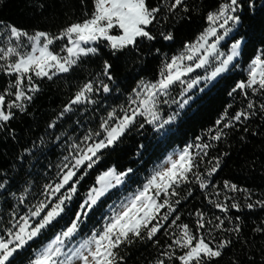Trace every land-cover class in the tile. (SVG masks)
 Listing matches in <instances>:
<instances>
[{
  "label": "snow or ice",
  "instance_id": "obj_1",
  "mask_svg": "<svg viewBox=\"0 0 264 264\" xmlns=\"http://www.w3.org/2000/svg\"><path fill=\"white\" fill-rule=\"evenodd\" d=\"M249 6L252 7L251 4ZM240 7L239 0H223L215 12H209L206 17L209 26L195 42L185 44L181 53L162 63L159 76L154 82L141 80L128 96L127 107H121L119 112L115 108L108 111L98 128L89 129L79 142L74 141L69 145L65 162L58 166V179L43 187V199L30 205L23 215L19 214V209H13L9 213L7 224L0 218V264H15L18 255L32 243L38 242L39 237L65 216H71L67 226L48 243L33 249L27 264H124V257L119 255L122 247L145 240L159 244L156 238L161 231L169 236L170 243L152 264H166L167 261H177L178 264H211L212 260L222 256L224 249L230 247L233 240L226 237L216 239L213 233L239 234L241 229L238 224L229 229L225 226L227 217L216 216L205 220V214L199 211L195 213L194 229L188 224H178L179 215L170 219L178 211L176 206L181 203L178 198L172 199L180 196L177 189L191 182L205 190L209 187L207 177H211L219 169L220 158L216 157L207 161L210 167L203 173L198 170L200 163L208 155V149L212 147L210 143L188 144L182 150L170 154L156 167L141 189L129 194L119 203L109 205L110 215L102 217V226L93 229L90 235L80 239L75 246L70 245L79 235L81 225L94 210V206L109 190L123 184L125 177L133 169L121 172H117L115 168L108 169L97 176L96 186L88 190L86 198L78 207L73 208L71 202L78 192L77 186L81 180L99 161L100 153L115 146L136 124L137 117H143L144 122L153 125L156 131L164 130L192 100V96L188 95L190 90L201 81L207 86V83L230 70L235 58L241 55V41L235 40L227 53L220 51L218 46L240 23V16L236 15ZM180 11H190L186 0H157L154 6L149 5L148 0H92L90 13L85 12L83 19L66 25L55 35L45 31L30 34L16 26L4 25L8 41L0 46V75L13 79L0 88V130L8 125L17 112H26L27 105L39 91L34 79H52L59 74L69 73L83 57L98 53V48L91 46L93 44L104 43L112 55L116 56L129 49L139 51L142 41H173L172 32L162 29L154 32L153 29L172 17H176L177 21L187 18L180 17ZM114 31L118 34H113ZM210 38H214L211 43ZM57 41H66L59 51L52 47ZM155 51L159 53L160 49ZM202 68L206 69V75L184 79ZM112 69L113 64L105 60L102 72L98 75L114 81ZM177 84L182 86L181 91L179 98H173L170 89ZM249 90L251 96H264V51L259 52L249 63L247 80L237 82L229 93L231 96L239 91L245 97L246 107L230 113L229 105L215 121L214 129L209 130L212 141H220L226 137V129H233L258 113L264 114V100L257 102L249 98ZM100 91L107 94L112 88L104 79L85 82L63 106L59 118L73 112L74 106L96 104L92 94ZM161 104H174L177 110L164 118L160 111ZM55 126L56 121L48 125L49 128ZM140 127L143 128L144 124ZM244 131L248 129L245 127ZM60 139V136L56 137L57 141ZM197 140L200 141V137ZM24 151L25 155L31 154L30 149ZM20 160L23 163L24 156ZM224 187L231 192H243L246 194L245 200H251L247 189H241L227 181ZM7 192L8 178L0 176V194ZM28 192L26 187L19 196L10 194L19 204H25ZM214 194L220 196L219 192ZM188 195H191V190ZM225 199L234 198L225 196ZM209 203L225 214L230 208L239 211L241 207L236 202L229 205L209 200ZM245 206L248 209L257 206L264 208V199L248 202ZM236 219L239 220V217ZM261 223L264 224V221ZM254 231L264 234V227H257Z\"/></svg>",
  "mask_w": 264,
  "mask_h": 264
},
{
  "label": "trees",
  "instance_id": "obj_2",
  "mask_svg": "<svg viewBox=\"0 0 264 264\" xmlns=\"http://www.w3.org/2000/svg\"><path fill=\"white\" fill-rule=\"evenodd\" d=\"M222 2L223 0H186L190 11H180L178 15L187 18L177 21L176 17H172L153 29L154 32L161 29L172 32L173 41H142L139 51L129 49L116 56L112 55L104 43L94 44L98 53L83 57L69 73L59 74L52 79H34L39 91L27 105L26 112H17L8 125L0 130V176L8 178V192L0 194V218L4 224H7L9 213L13 209H19V214L23 215L30 205L43 199V187L58 179V166L65 162L69 145L74 141L79 142L89 129L98 128L108 111L115 108L119 112L121 107H126L128 96L141 80L154 82L159 76L162 63L181 53L185 44L197 39L208 27V13L215 12ZM148 3L154 6L157 0H148ZM239 3L241 7L237 15L240 16V23L235 38L239 37L244 41L240 55L242 68L232 69L213 82L208 90L181 112L175 124H170L164 135L161 136L147 124L143 128L140 127L141 124H135L115 146L100 153L99 161L88 170V174L77 186L78 192L71 202L73 208L78 207L88 190L95 185L97 176L108 168L114 167L118 172L131 168L133 172L125 178L122 188L109 191L98 201L81 225L77 237L84 238L93 229L100 228L104 222L102 217L110 215L109 205L142 188L153 164L159 162L171 149L204 142L210 143L212 147L208 149V155L204 157L198 170L203 173L210 167L207 161L216 157L220 158V167L211 177H207V189L201 190L198 184L191 182L177 189L180 196L172 199L178 198L181 203L176 206L178 211L170 219L179 215L178 224H188L194 229L197 211L205 214V220L216 216L227 217L225 226L231 229L238 224L241 231L239 234L213 233L216 239L226 237L232 239L233 243L224 249L221 257L212 260L211 264H264V234L254 231L257 227H264L261 223L264 221V208L257 206L248 209L245 206L248 202L264 199V114L258 113L233 129H226L227 135L220 141H212L209 135V130L214 129L215 121L229 105L230 113L246 107L245 97L239 91L231 96L229 93L237 82L247 80L243 68L259 52L264 51V0H239ZM91 11L92 0H0V46L8 41L4 25L16 26L30 34L45 31L55 35L66 25L83 19L85 12ZM157 48L160 49L159 53L155 51ZM105 60L113 64L114 81L98 75L102 72ZM11 79L13 77L0 75V88L5 87ZM98 79L109 83L112 91L107 94L102 91L92 94L96 104L74 106L73 112L59 118L63 106L75 92L85 82H95ZM172 91H179L177 85ZM249 98L257 102L264 100V96H251L250 90ZM53 121H56L55 128H49L48 125ZM245 127L248 129L246 132ZM57 136L61 137L59 141L56 140ZM197 137H200V141ZM25 149H30L31 154L25 155ZM21 156H24L23 163ZM226 181L247 189L251 200H245L246 194L243 192L225 189ZM26 187L29 192L26 194L25 204H19L10 193L19 196ZM215 192H219L220 196L217 197ZM225 196L234 199H225ZM209 200L229 205L236 202L241 207L239 211L230 208L225 214L210 204ZM70 219L71 216L60 219L58 224L38 238V242L32 243L18 255L15 264H27L32 250L48 243L67 226ZM156 239L159 244L145 240L122 247L119 255L124 257V264H152L170 243L169 236L164 231L158 233ZM166 264L178 262L167 261Z\"/></svg>",
  "mask_w": 264,
  "mask_h": 264
},
{
  "label": "rangeland",
  "instance_id": "obj_3",
  "mask_svg": "<svg viewBox=\"0 0 264 264\" xmlns=\"http://www.w3.org/2000/svg\"><path fill=\"white\" fill-rule=\"evenodd\" d=\"M236 15H237V13H236ZM239 25V24H238ZM238 25L233 29V31L231 32V33H229V35L227 36V37H225V39L223 40V41H221L220 42V44H219V49H220V51H222V52H225V53H227L228 52V49L230 48V46H231V44L235 41V40H240L241 41V47H242V45H243V43L242 42H244L243 41V39L242 38H235V35H236V29H237V27H238ZM208 26H209V24H208ZM113 34H118L117 32H115L114 31V33ZM221 34H222V30H221ZM214 38H210L209 39V42L211 43L212 42V40H213ZM196 41V40H195ZM194 41V42H195ZM62 44H65L63 41H57L56 42V44H54L52 47L56 50V51H59V49H60V46L62 45ZM91 46H93L94 47V44L93 45H91ZM240 52H241V48H240ZM61 55H66V53H61ZM170 60V59H169ZM188 63H191V62H188ZM242 67H241V65H240V56L239 57H237V58H235V60L233 61V66H230V70H232V69H241ZM247 68H248V66H246L245 68H243L244 69V71H245V73H246V75H247ZM208 70H210V69H208ZM229 70V71H230ZM228 71V72H229ZM228 72H226V73H228ZM226 73H223V74H221L220 76H218V77H216L213 81H211L210 83H207V86H205V82L204 81H201V83L199 84V85H197V86H195L192 90H190L189 91V93H188V95H190V96H192V100L189 102V104L188 105H186L185 106V108L187 107V106H189L190 104H191V102L193 101V100H195L198 96H200L204 91H206V90H208L210 87H211V85H212V83L213 82H215L218 78H220L222 75H224V74H226ZM204 75H206V69H197L195 72H193V73H190L189 74V76L188 77H184V79L185 80H188V79H192V78H196L197 76H204ZM174 87V86H173ZM177 87L179 88V91H172V89H170V94H171V97H173V98H179V93H180V91H181V85H179V84H177ZM201 89H203L202 91H201ZM128 106V104L126 105V107ZM184 108V109H185ZM183 109V110H184ZM177 110V106L176 105H174V104H172V105H165V104H161L160 105V111H161V115L164 117V118H167V116L169 115V114H171L172 112H175ZM183 110H180V114H181V112L183 111ZM180 114H179V116H180ZM179 116L176 118V120L173 122L174 124H175V122L177 121V119L179 118ZM173 123H171V124H173ZM136 124H147V123H145L144 122V118L143 117H137V122H136ZM147 125H149V126H151L153 129H154V127H153V125H150V124H147ZM169 126H170V124L169 125H167L166 127H165V129L164 130H161V131H157L161 136L162 135H164L165 133H166V131H167V129L169 128ZM155 130V129H154ZM156 131V130H155ZM183 148H178V147H176V148H173V149H171L159 162H157V163H155V164H153L154 166L150 169V171H149V174H148V178L151 176V174H152V172L156 169V167L158 166V165H160V164H162L164 161H165V159L170 155V154H173V153H175V152H178V151H180V150H182ZM110 168H114V167H110ZM110 168H108V169H110ZM107 169V170H108ZM107 170H105V171H107ZM104 171V172H105ZM118 172V171H117ZM103 173V172H102ZM101 173V174H102ZM100 174V175H101ZM99 176V175H98ZM126 178V177H125ZM126 179H124V181H125ZM124 184V183H123ZM123 184H121V185H119V186H117L116 188H113V189H111V190H109V191H112V190H114V189H119V188H122L123 187ZM94 186H96V183H95V185ZM93 187V186H92ZM91 187V188H92ZM141 189V188H140ZM137 191V190H136ZM135 191V192H136ZM134 193V192H133ZM87 194V193H86ZM131 194V193H130ZM129 195V194H128ZM128 195H126V196H124L121 200H123L125 197H127ZM75 197V196H74ZM86 198V196L84 197V199ZM83 199V200H84ZM73 200H74V198H73ZM120 200V201H121ZM119 201V202H120ZM119 202H117V203H119ZM54 238V237H53ZM52 238V239H53ZM80 239H82L81 237H76V239L72 242V244L70 245V246H75L76 245V243H78V241L80 240Z\"/></svg>",
  "mask_w": 264,
  "mask_h": 264
}]
</instances>
